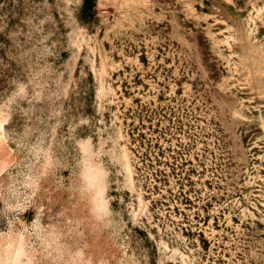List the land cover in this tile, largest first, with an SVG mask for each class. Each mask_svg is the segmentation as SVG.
<instances>
[{
	"label": "rangeland",
	"instance_id": "obj_1",
	"mask_svg": "<svg viewBox=\"0 0 264 264\" xmlns=\"http://www.w3.org/2000/svg\"><path fill=\"white\" fill-rule=\"evenodd\" d=\"M0 264H264V0H0Z\"/></svg>",
	"mask_w": 264,
	"mask_h": 264
},
{
	"label": "trees",
	"instance_id": "obj_2",
	"mask_svg": "<svg viewBox=\"0 0 264 264\" xmlns=\"http://www.w3.org/2000/svg\"><path fill=\"white\" fill-rule=\"evenodd\" d=\"M96 0H85V7L86 8H92L95 4Z\"/></svg>",
	"mask_w": 264,
	"mask_h": 264
}]
</instances>
